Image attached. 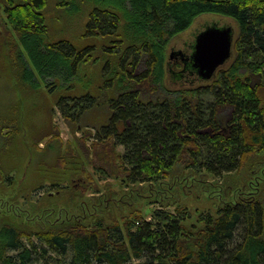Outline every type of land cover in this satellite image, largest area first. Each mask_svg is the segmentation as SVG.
Returning <instances> with one entry per match:
<instances>
[{
    "label": "trees",
    "instance_id": "1",
    "mask_svg": "<svg viewBox=\"0 0 264 264\" xmlns=\"http://www.w3.org/2000/svg\"><path fill=\"white\" fill-rule=\"evenodd\" d=\"M86 1L95 4L83 35L89 42L77 46L50 38L48 0H0L12 28L8 42L0 36V76L25 101L38 95L44 98L39 107H49L52 99L70 130L84 129L93 142L96 172L138 187L134 199L142 206L125 202L120 211L131 213L121 218L102 207L107 216H98L85 200L88 187L63 185L68 166L86 173L83 155L44 161L33 183L10 201L29 204L49 183L50 204H31L32 218L43 226L33 229L0 211V264H264V175L258 171L264 164V0ZM203 16L236 24H226L232 56L211 80L193 68L195 40L185 44L191 53L184 59L174 56L181 62L169 54L172 42ZM26 120H2L0 188L17 185L12 173L22 161L11 148ZM51 123L33 128L31 138H59ZM41 142L32 148L42 157L51 144L42 148ZM65 194L72 205L77 199L73 208L80 207L81 217L51 226ZM193 196L217 205V213L191 209L185 200Z\"/></svg>",
    "mask_w": 264,
    "mask_h": 264
},
{
    "label": "rangeland",
    "instance_id": "2",
    "mask_svg": "<svg viewBox=\"0 0 264 264\" xmlns=\"http://www.w3.org/2000/svg\"><path fill=\"white\" fill-rule=\"evenodd\" d=\"M222 1V0H220ZM62 0H48V7L46 8V15L48 17V24L49 27H51V36L50 38L53 41H61L69 40L73 44L77 46H84L86 43L89 42L88 39H84L83 35L86 32L87 28V22L89 20L90 12L93 11L95 8V4L89 3L86 0H74L72 4H70V7L68 6H61ZM77 7V8H76ZM76 8V9H75ZM75 9V10H73ZM73 12V13H72ZM213 16H203L201 19L197 20L198 22L195 23L189 31H186L179 35V37L172 42V47L169 50L170 57L174 60V62L179 63L181 62V57H174L177 55V52L180 50L184 54L191 53V49L187 48L188 44L191 43L192 40H195V35H198L202 29V25H204L207 21L210 22H218L220 26H226V24L232 26L234 29L236 28V24L233 20L228 18H222L215 16L214 19H212ZM7 17H5L4 8L0 5V33L1 37L4 38L5 35H8L10 32L9 27L6 26ZM214 25L213 23H210L208 26ZM207 26V27H208ZM205 29V28H204ZM236 38V35L234 36V39ZM6 42L8 40L4 39ZM186 44V45H185ZM170 45V46H171ZM174 64V63H173ZM175 65V64H174ZM16 84L9 80L7 77L0 76V128L4 126V123H2V120L7 118H16L20 117L22 119H28L26 125V128L22 126V133H20V138L16 141V143L12 144V151L14 154H17V156L20 158L21 167L18 172H13L12 175L14 176V180L17 182V185L8 189L9 187L5 186L4 188H0V211L4 212L6 215H13L16 216V218L20 221H17L19 223L27 224L33 229L39 228L41 229L43 226V221L38 220L39 222L36 223L38 218H32V215L37 213L33 212L31 210V207L34 202L39 203L40 205H43V207H46L45 204H50V202L46 199L45 195L48 193H51V190L49 189V186H45V189H41L42 191L38 190L35 192L36 197L34 200L29 203L25 204L24 200H20V203L17 205L10 204L11 197H13L15 194H17V190L20 192L21 189H25L27 185H31L33 183V178L35 175V171H38L40 163L47 161V162H53L56 161L60 156H67L72 152H77L78 154L83 155V159L85 160V168L86 173L82 175L81 170H73L71 166H68V172L64 176L63 185L68 186L71 181H74V184L76 187H79L81 184L82 188L88 187L89 190L87 194L84 196L85 200H89L87 202L88 207H91V212L95 210L98 212V216L105 217L107 216V213L105 211H109L112 214L118 216L119 218L122 217V214L129 215L131 213L130 210L124 212L120 211L123 208V205L127 203V206L129 203H133L134 205H138L135 208L132 209H139L142 206V203L139 204V202H136V199H134V194L138 190V187L136 186H124L119 181H114L113 179H109L106 177H102L100 174L96 172L94 169V166H92L91 162L93 161V154H91V148H92V141L88 140V137L84 136V129L78 132H73L70 130V127L68 123L62 118L61 113L59 109L54 105V101L50 99L49 102L51 104L49 107H52V114L49 117V114H46V107L42 106V102L44 101L43 97L34 96L28 101L23 100L21 98V92L15 87ZM23 94V93H22ZM27 96V95H26ZM44 96H46L44 94ZM47 97V96H46ZM49 99V97H48ZM37 105V106H36ZM47 107V108H49ZM16 108V109H15ZM40 108V109H38ZM17 111H19V115H16ZM31 114V115H30ZM51 128L53 132L59 134V138L56 137H48L43 140H40L41 137L38 139H35L34 136L31 138V133H34L32 131L33 128L37 127L39 130L43 129L44 126H46V123L50 121ZM23 122V120H21ZM34 125V127H33ZM31 128V130H30ZM7 130V129H5ZM32 131V132H31ZM6 133V131H5ZM31 139H29V136ZM38 140V141H37ZM34 141V142H33ZM42 141V142H41ZM30 142V143H29ZM35 142H41L40 147L45 148L48 144H51L50 147L46 150L44 153V157H41V153L35 152V148L33 144ZM16 145V146H14ZM22 145V146H21ZM19 148H18V147ZM22 153L19 152V149ZM123 148H119V152L123 153ZM20 153V154H19ZM89 153V154H87ZM5 162V161H4ZM65 163V162H64ZM260 172V177L264 175V164L261 165V167L258 170ZM94 178V182L90 181L89 177ZM210 181L215 182V179L209 178ZM208 181V180H207ZM221 183V181H220ZM95 188V189H94ZM33 190V189H32ZM134 191V193H133ZM81 192V191H80ZM80 192L78 195H80ZM199 194V192H198ZM198 196V195H197ZM45 197V198H44ZM48 197V196H47ZM186 197L185 202L187 201L190 205L191 209L204 211V215H208L210 213L216 214L217 213V205H212L211 202L205 203L200 202L197 200V197ZM78 198V196H77ZM70 199L65 194L64 198H61V201H58L59 208L55 211V215H51L50 218L52 220L51 226L58 225L60 221L63 219H66L69 221L70 218H73L74 220H78L75 217L80 216L82 214L80 211V207L76 206L77 199L74 201L75 205H72L71 202H67ZM56 201V200H55ZM126 202V203H125ZM67 203V204H66ZM32 204V205H31ZM82 204V201L79 203V205ZM97 205V206H96ZM134 205H130L129 207H134ZM126 206V208H127ZM16 207V208H14ZM28 207V208H27ZM106 208L105 211H101V208ZM78 208V210H75ZM97 208V209H96ZM153 209V208H152ZM151 209V210H152ZM170 210H173L170 208ZM29 211V219L27 218L26 212ZM134 212V210H132ZM59 212V213H57ZM66 212V213H65ZM74 213V215H73ZM32 214V215H31ZM11 215V216H12ZM150 214H147L146 217L150 218ZM81 217V216H80ZM47 218H45L46 220ZM198 219V215H194L191 222H196ZM88 221V220H86ZM66 223V222H65ZM42 225V226H40Z\"/></svg>",
    "mask_w": 264,
    "mask_h": 264
},
{
    "label": "water",
    "instance_id": "3",
    "mask_svg": "<svg viewBox=\"0 0 264 264\" xmlns=\"http://www.w3.org/2000/svg\"><path fill=\"white\" fill-rule=\"evenodd\" d=\"M190 59L193 68L202 80H211L216 71L231 58L233 31L230 26H208L201 31L193 43ZM180 50L177 55L183 56Z\"/></svg>",
    "mask_w": 264,
    "mask_h": 264
},
{
    "label": "flooded vegetation",
    "instance_id": "4",
    "mask_svg": "<svg viewBox=\"0 0 264 264\" xmlns=\"http://www.w3.org/2000/svg\"><path fill=\"white\" fill-rule=\"evenodd\" d=\"M183 57V56H182ZM183 59H184V57H183Z\"/></svg>",
    "mask_w": 264,
    "mask_h": 264
}]
</instances>
